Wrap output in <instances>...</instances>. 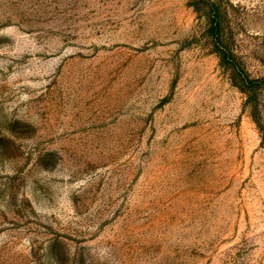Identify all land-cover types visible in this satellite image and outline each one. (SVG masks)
Returning a JSON list of instances; mask_svg holds the SVG:
<instances>
[{
    "label": "rangeland",
    "instance_id": "374dc122",
    "mask_svg": "<svg viewBox=\"0 0 264 264\" xmlns=\"http://www.w3.org/2000/svg\"><path fill=\"white\" fill-rule=\"evenodd\" d=\"M258 79L264 0H221ZM204 0H0V264H264V140Z\"/></svg>",
    "mask_w": 264,
    "mask_h": 264
},
{
    "label": "trees",
    "instance_id": "16d2710c",
    "mask_svg": "<svg viewBox=\"0 0 264 264\" xmlns=\"http://www.w3.org/2000/svg\"><path fill=\"white\" fill-rule=\"evenodd\" d=\"M204 1L208 3L211 12L208 34L213 39L215 51L220 58V63L231 72L233 82L248 95L254 109V119L262 131L264 140V124L257 112L256 103L258 89L261 88L259 80L252 78L229 43L222 16L225 9L221 0Z\"/></svg>",
    "mask_w": 264,
    "mask_h": 264
}]
</instances>
